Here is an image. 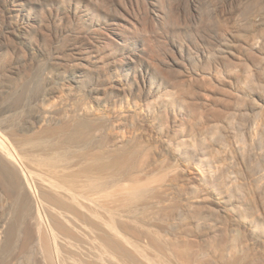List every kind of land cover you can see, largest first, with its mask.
I'll return each instance as SVG.
<instances>
[{"label":"rangeland","instance_id":"374dc122","mask_svg":"<svg viewBox=\"0 0 264 264\" xmlns=\"http://www.w3.org/2000/svg\"><path fill=\"white\" fill-rule=\"evenodd\" d=\"M139 1V9L129 7L141 14L137 24L133 14L111 4L90 27L120 44L105 48L99 64L117 88L110 98L96 99L92 69L73 66L89 64L74 58L92 51L82 44L85 35L77 36L75 23H65L66 29L57 33L41 23L42 7L35 0H0V140L16 155L30 185L34 209L27 213L38 217L42 244L52 250L47 262L183 264L172 248L190 242L197 249L194 262L264 264V0ZM49 4L63 9L61 0ZM147 9L149 20L143 14ZM118 23L128 29L124 38L115 34ZM240 25L248 30H240L239 37L250 36L246 44L235 33L230 44L241 57L235 60L240 80L230 87L211 75H188L215 69L201 35L221 37ZM67 74L74 80L68 81ZM172 82H181L184 95ZM151 89L155 94L148 96ZM44 98L54 106L45 123L38 118ZM114 107L122 115L113 114ZM82 108L96 119L93 132L81 136L88 140L70 143L61 133L49 138L48 132L59 131ZM161 111L169 115L167 123ZM29 140H43L44 146ZM54 149L73 155L58 168L73 192L80 181L105 182V189L96 192L103 200L100 206L73 208L50 188L48 167L39 161ZM211 151L208 163L205 155ZM128 156H134L142 180L139 191L119 170L120 160ZM198 171L204 181L194 178ZM5 204L9 201L0 190V209ZM13 214L18 216L16 208ZM33 229L31 221L23 223L16 239ZM24 255V264H35L33 250Z\"/></svg>","mask_w":264,"mask_h":264},{"label":"bare ground","instance_id":"6f19581e","mask_svg":"<svg viewBox=\"0 0 264 264\" xmlns=\"http://www.w3.org/2000/svg\"><path fill=\"white\" fill-rule=\"evenodd\" d=\"M35 1L38 4H40L42 7V9H40L39 13H40V17L42 20L41 23L46 28H48V29L50 28L49 30L57 31V33H58L64 29H66V27L64 26L65 23L66 24H67V22L73 23V25L75 23V25L77 26V32H78L77 36H79V34L85 35L84 40H83L84 42L82 41V44L86 47V49H89V51L91 49L92 51L89 52V54L86 53L87 50L84 53H82L80 51L76 55H85V56H83V57L75 56L74 59L76 61L87 60V61H89V64L85 65L82 62H80V64H74L73 66L78 67V66L84 65V66H87L90 69H92L91 70L92 71L91 72L92 78H95V80H96L95 81L96 86L93 87L92 93H94L96 99L97 98L102 99L105 96L106 97L108 96L110 98V95H113L114 90L117 88L118 84L116 81H114L112 79L111 73L109 74L107 72V70L105 69V65L101 66L99 64L103 60H105L104 55H101L105 48H107V47L113 48L114 47L113 49H116V47H119L120 44L116 40L118 38L105 39L104 36H106V35H104L101 32V29L91 30L90 27L94 26L93 22L95 21V17L101 16L104 8L106 9L111 4H116L120 9H123L124 12L129 13V14H133V20L137 24L138 20H139V16L141 15V14H139L140 10L138 11L139 13L136 14V12L134 11L135 13H133V11L130 10L129 7H131L132 9L134 7H137V9H139L141 2L139 0H61L63 9H61L59 7L55 8V9H51L49 3L50 2L53 3V1H59V0H35ZM162 6H163V4H162ZM46 7L48 9H46ZM142 7H144V6H142ZM165 7H166V5H165ZM143 14H144L146 20L147 19L149 20L152 18V15L148 9L145 10V12H143ZM171 16H173V15H170L169 17H171ZM169 17H168V20L170 19ZM30 18H32V17H29V19ZM90 18L92 20L91 24H89L86 21L87 19H90ZM172 20H175V18L172 17L171 21ZM242 22H244V21H242ZM129 23H130V26L128 28H129V30L132 31V27L135 26V24H133L131 21ZM238 24L237 25L235 24V25L238 26ZM44 26H42V27H44ZM240 26H242V25H240ZM240 26H239V28L236 27L238 29V30H236V32L225 33V34H222L221 37H216L214 35H210L209 33L203 34V35L199 34V35H201L200 36L201 41L204 44H206L207 53L211 56V60H213L215 62L214 63L215 69L214 70L212 69L213 70L212 72H210V70H209L210 73L207 71L199 73V71H198L197 73H192V74H188V75H190V76H192L193 74L199 75V77H201L202 79H205V78H207L206 76L211 75V76L216 77V80L218 81V83L222 84L223 86H230V87H232L233 84L236 83V82H234L235 80H240L239 76L241 74H240L239 69H238L239 72H238V70H236L238 68L237 67L238 64H237V61H235V60H236V58L237 59L240 58L239 60H241V57H240V55L237 56V54L231 50V45H230L233 42L232 38H234V36L236 35L235 33H237L238 35H236V36L239 37L240 34L242 35V33H240L241 32L240 30H242V29L245 30V28H243V26L241 28H240ZM113 27H115L116 28L115 30H117V32L115 34H117V36H120L121 38H124V35L128 29H123V27L121 26L120 23L113 25ZM233 28H235V27H233ZM246 28H248V26ZM230 30H231V28H230ZM246 30H248V29H246ZM204 32H206V31H204ZM226 32H228V31H226ZM247 34H248V32H247ZM247 34H246V36H245V34H243L244 38L240 36L242 38L243 43H246L247 40H250V38H249L250 36L247 37L248 36ZM260 37H261V42L264 46V31L261 32ZM106 40H108V41H106ZM9 42H10V40L7 37L5 39L4 43L8 45ZM248 46H249V44H248ZM244 48H246V47H244V45H243V49ZM248 49H250V48H248ZM116 51H117V53L119 52L118 49ZM209 55H208V57L210 58ZM228 55H231V58L228 57ZM249 56H252L251 53H249ZM251 59H253V58H251ZM206 60H207V58H206ZM211 60L208 59V61L210 63H212ZM220 64H224V66H223L224 69L222 67V69L224 70L223 72H221L222 69L219 70L220 66L218 67V65H220ZM154 67H155V65H154ZM209 68L211 69L212 67L209 66ZM242 69H243L242 71H244L245 74L247 72H249L248 65H245ZM158 71H160L161 76L165 75V72L162 69L159 68L157 70V72ZM180 74H181V72H180ZM70 76H71L70 74L66 75V77L68 78V81L74 80V78H71ZM211 76H208V77H211ZM134 78L136 79V82L138 83L137 72H135ZM164 78H166V77L164 76ZM164 78H163V80H164ZM133 84H134V82H133ZM173 86H175L174 88L177 89L176 92H180V94L179 93H177V94H179V95L183 94V93L181 94V92H183V91H181L182 90L181 82L180 83L174 82ZM173 86H172V88H173ZM137 88H138L139 92L142 91V89H141L142 87L138 84H137ZM180 88H181V90H180ZM126 89H128V88L126 86H123V90H126ZM58 93L61 94V92H59V91H53V93H50V94L55 95ZM147 94H148V96L154 95L155 91H153L152 89L147 90ZM176 97H177V95H176ZM180 98H181V96H180ZM48 100H49L48 98H44V100L42 101L43 105L40 104L38 106V107L41 106L40 110H39L40 114L38 116L40 122L45 123L46 122L45 120L48 118L46 113L48 112V110H51L54 108L53 105L52 106L49 104L46 105L47 104L46 102ZM102 101H104V100H102ZM105 101H107V100H105ZM116 101H114V102H116ZM111 112L113 114H116V115H122L120 110H116L115 107H114V109L112 108ZM111 112H110V114H111ZM160 116L162 118H164L166 123L169 121V115L166 112L161 111ZM103 119H106V118L103 117ZM214 119H216V117H214ZM95 120L96 119L93 118L91 111H89L86 108H82L81 113H79V114L73 113L69 117V122H66L65 125L61 127V129L59 128L60 129L59 131H58V129L57 130L55 129L54 131L52 130V131L48 132L49 138L53 137L54 135H58L59 133H61V134L66 135L70 139L67 142L71 143L72 140L76 141L77 139H80V141L81 140L85 141L84 139H87L89 136L88 131H90L95 126ZM85 133L88 135V136H86L87 138L85 137L84 139H81V136H84ZM42 141H40V140H29L27 142L33 143L35 146L42 147V146H44ZM23 144L24 143H22V145ZM45 145H48V144H45ZM55 149L57 150V147ZM55 149L52 150V152L48 156H46L45 158H43L42 160L39 161L41 165L48 167V170H47L48 174L51 177V179L53 180L51 187L47 186V185H45V186L53 189L57 195L62 197L63 200H66L67 202H69V204H71L72 207L73 206L78 207V206L84 205V204L86 206L87 205L91 206L92 204H96V205L100 206L103 203V200L101 197H98V194L96 192H99V191H102L105 189V186H106L105 182L103 180L101 181V180H93V179L80 181V182H78V187H77L78 189L76 188L77 190L75 189L76 191L73 192L69 187H67L65 180L64 179L61 180L63 178V176H61V172L58 170V168L60 166L67 164L68 160H71L70 158H72L73 155L71 156V154H72L71 152H69V153H66L67 151L66 152L65 151H63V152L58 151L57 152ZM212 157H213L212 151H211V153L205 155L206 161L208 163L213 161ZM133 158H134V156H128V158H124L122 160L119 159L121 161L120 163H119V160L117 159L118 160L117 162L119 163L118 165H119V170H120L121 175H125V176H128L129 178L133 179V181H132V182H134L133 187H135L139 191L143 187V186L141 187V184H142L141 181L142 180H141V178L138 177L139 174L136 175V172H138V170L135 169L136 167L133 165L134 164ZM216 163H218V162H216ZM17 165H18V162H17L16 155H14L8 149V146L0 140V190L3 191L4 198L9 201V205L5 204V207H2L0 209V264H24L25 263V255L24 254L27 250H33L34 251V253H35V264H52V263L47 262L48 260L50 261L51 256H53L52 250L47 245L43 246L39 231H38V229H36V227L38 226L39 219L37 216H36V218H35V216L30 217L27 213L29 209H34L33 196L31 193L30 185L26 179V176L24 175L23 172H21L19 170ZM194 178L199 180V181H204L206 177L200 171H198L194 175ZM41 183H42L41 185L43 186L44 183L43 182H41ZM224 188H225V186H224ZM15 208L19 212L18 216L16 214L15 215L13 214V210ZM18 217H19V219H18ZM11 221L14 223L15 227L11 226ZM27 221H31V226L33 225L35 227V229H33L32 231H29V232L27 231L21 239L17 240L16 239L17 232L23 226V223H26ZM188 243H190V242H188ZM187 244L185 245L184 248L179 247L176 244H175L176 246L174 245V248H172L173 251L175 250L179 260L181 259V262L183 261L185 264H194V263L195 264H203V261H201V260H197V261H201V263L200 262L197 263V261L194 262L196 259V256H197V254H195L196 252L194 253V250L196 251L197 249H194L195 246L192 247L191 243L188 245ZM203 260H205V259H203Z\"/></svg>","mask_w":264,"mask_h":264}]
</instances>
